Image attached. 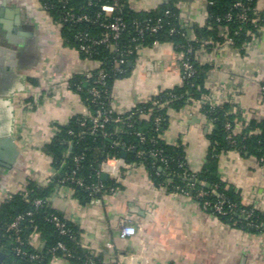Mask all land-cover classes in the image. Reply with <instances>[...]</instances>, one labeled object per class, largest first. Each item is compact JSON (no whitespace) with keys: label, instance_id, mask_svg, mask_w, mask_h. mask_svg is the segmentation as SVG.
I'll return each mask as SVG.
<instances>
[{"label":"crops","instance_id":"0c3cea01","mask_svg":"<svg viewBox=\"0 0 264 264\" xmlns=\"http://www.w3.org/2000/svg\"><path fill=\"white\" fill-rule=\"evenodd\" d=\"M163 2L131 0L129 5L136 12H149ZM180 10L191 34L194 26L205 24L204 0H187L180 3ZM258 12L264 15V0L259 1ZM261 37V44L249 52L225 47L199 58L213 66L205 83L209 92H235L239 132L252 120L264 119V26ZM182 57L171 43L141 51L129 76L113 83L112 110L126 116L158 93L181 87ZM97 66L67 44L62 27L38 0H0V207L29 184L45 186L58 174L44 148L59 126L76 116L89 117L71 83ZM212 131L206 115L186 106L169 111L164 140L171 146L181 144L190 170L198 173ZM101 168L102 176L114 182L109 193L84 203L70 187H57L49 199L51 207L77 229L81 246L101 258V264H264V232L234 228L202 210L195 199L171 192L167 185L157 186L143 165L109 159ZM218 171L238 190L246 207L264 214V165L231 151L219 156ZM125 225L133 226L136 235L123 239ZM31 245L41 248L39 234L31 237ZM49 264L71 263L56 257Z\"/></svg>","mask_w":264,"mask_h":264},{"label":"trees","instance_id":"16d2710c","mask_svg":"<svg viewBox=\"0 0 264 264\" xmlns=\"http://www.w3.org/2000/svg\"><path fill=\"white\" fill-rule=\"evenodd\" d=\"M38 1L53 21L62 24V36L68 45L78 50L84 44L79 41L80 35L88 34L92 39L87 43L91 46V58L102 63L108 75L107 87L103 89L100 99L95 101L90 94L91 85H84L85 77H75L71 83L72 89L88 107L90 115H94L101 107L99 103L104 105V109H112L113 83L129 76L132 70L130 64L137 57L138 46L148 48L155 44L171 43L175 50L182 53L181 65L188 62L192 65L194 74L191 78L184 79L181 87L158 93L149 103L140 105L126 116H118L114 112L113 118L116 122L107 124L104 130L92 133L90 119H86L87 124L83 126L85 119L78 116L66 125L59 126L44 152L52 159V165L60 171V175L51 178L45 186L29 184L24 192L11 196L0 207V254H4L0 264H49L56 257H64L71 264H101V258H96L90 250L81 246L77 229L51 207L49 199L57 187L64 185L72 187L75 196L84 203L109 193L114 188V182L103 179L102 173L98 175L102 164L109 159H124L130 165H143L157 186L167 185L169 191L187 195L200 206L210 202L212 206L207 212L234 228L252 234L264 232V214L259 211H253L252 216L242 214L251 212L252 209L242 203L238 190L224 182L218 171L219 156L231 151L254 158L264 165V119L252 120L241 132L229 138L230 132L226 126H236L238 120L236 114H230L232 106L226 104L214 110L208 105L203 106L200 112L213 124V131L209 135L210 148L205 164L198 173L190 170L181 144L171 146L159 138L168 127L169 111H180L210 94L205 83L213 66L202 64L196 54L201 50L202 53H212L217 50L218 45L225 43L219 30L222 28L226 31L234 41L232 48L242 53L246 52L243 47L250 39L249 33L260 30L261 36L264 15L258 12L260 0H208L212 4L206 8V25L194 26L191 36L180 10V3L187 0H164L149 12L132 10L128 0ZM237 2H242L243 8H235ZM104 5H116L117 10L113 16H104L101 9ZM69 10L77 17L87 16L88 21L76 24L66 22ZM243 10L248 15V22L239 20ZM229 16L231 20L227 21ZM117 18L121 19L123 31L115 42L117 52H113L107 46L95 42L108 32L106 27L112 25ZM253 21L256 23L253 24ZM155 27H158L157 32H152L151 29ZM190 49L192 53H189ZM129 51H133V54L121 56L122 52ZM80 55L87 59L84 54ZM122 59L125 64L119 71L116 64ZM181 73L183 77L182 69ZM261 88L264 100V84ZM155 102L168 104L159 108L154 105ZM143 116L148 118L144 119ZM157 119L160 120L159 124ZM73 176L82 182L81 186L67 180ZM96 184H101L103 190L100 194L91 195L88 187ZM200 191L207 192L208 196L197 198ZM36 200H43L44 204L38 208L34 204ZM219 202L226 213L224 215H218L212 208ZM52 215L67 221L74 238L60 234L51 221ZM19 216L24 217L19 233L8 231V227ZM34 234L40 235L43 248L35 249L31 245ZM17 238L21 239L22 244L17 243ZM60 243L66 246L71 255L69 258L58 249ZM16 248H20L21 252H17Z\"/></svg>","mask_w":264,"mask_h":264},{"label":"built area","instance_id":"2783aa9c","mask_svg":"<svg viewBox=\"0 0 264 264\" xmlns=\"http://www.w3.org/2000/svg\"><path fill=\"white\" fill-rule=\"evenodd\" d=\"M114 1L117 2V0H114ZM130 1L131 0H128L129 3H130ZM209 4H212V3H209L208 0H204L205 8H207ZM235 8H243L242 2H237L235 4ZM43 9L45 10V12H47L45 8H43ZM101 9H102V13L104 14L105 17H111L116 12L117 7H116V5H104V6H102ZM182 18H183V16H182ZM205 18H206V20H205V24L203 26L206 25V22L208 19L207 12H206ZM230 20H231V16L228 17L227 21H230ZM239 20H241L242 22H248L249 21L248 15H247L245 10H243L241 12V14L239 15ZM65 21L69 22V23H73V24L75 23L76 24V23H79L82 21H88V17L87 16L77 17L73 13L72 10H69L67 12V18ZM255 23H256V21H253V24H255ZM56 24H58L60 28L62 27V24L57 23V22H56ZM106 28H107L108 32L105 33L99 41L95 42V44H99V45L103 44V45L107 46V48L110 49L111 51L117 52L115 42L120 38L121 33L123 31L121 19L117 18L112 25L107 26ZM157 30H158V27L151 29L152 32H157ZM219 31H220L221 37H224L225 43L223 45H218L216 49L221 50V49H224L225 47H232L234 44V41L229 36V34L226 31H224L222 28ZM142 32L143 31H141V33ZM249 37H250V39H248L244 43V47H243L246 52H249L252 48L259 46L262 42V38L260 36V30H258L257 32L249 33ZM79 41L84 42V44H82L80 46V48L78 49V52L80 54H84L86 56L87 60H92V58H91V46L87 45V43L92 41L91 37L88 34L80 35ZM144 49H145L144 47L138 46L136 48L137 55H139L141 53V51H143ZM202 52L203 51L201 50L200 52H198L196 54L197 59L200 58V55L202 54ZM189 53H192L191 49L189 50ZM127 54L132 55L133 51H129L127 53L122 52L121 56H125ZM97 64H98V66H97L96 71H94L92 73H87L84 76L88 86L91 85L90 94H91L93 100H95V101L100 99L103 89H105L107 87V76H108L106 71L103 69L102 63L97 62ZM124 64H125L124 59L120 60L116 64L119 71H121L120 67ZM181 69L184 71V75L182 77L183 80L187 79V78H191L194 74L193 67L188 62H183V64L181 65ZM262 91H263V88H262ZM234 93L235 92H233V91L231 93H230V91H228V93L227 92H218V93H215V92L211 93L210 92V94L208 96H205L200 101L194 102L193 105H190V106L194 107L195 110L200 111V109L205 105H208L210 107V109L214 110V109L219 108L223 105L229 104V105L233 106V108H234V110L231 111L230 114L235 115L236 112L239 111V108L235 107L236 104H235L234 100L237 98V96ZM99 104L101 107L95 112V114L89 115V117H87V118L85 117L84 118L85 120L82 123V125L85 126L87 124L86 119H90V121H91L90 129H91L92 133H96L98 131L104 130L106 128L107 124H109L111 122H116L115 119L113 118L114 111L112 109L111 110L104 109V105L102 103H99ZM167 104H168V102H165V103L155 102L154 103V105L159 107V108H164L165 106H167ZM156 122H157V124H159L160 120L157 119ZM226 128L230 132L229 138H233L242 129L241 127H238L237 125L234 126L233 124H227ZM159 138L164 140V134L160 135ZM142 140H144V138H142ZM152 155L156 156L154 153H152ZM107 161H109V160H107ZM101 173H102V168H101V171L98 173V175H100ZM67 180L70 182H73L74 184H77L80 186L82 185V182L80 180L77 181L74 178V176L71 178H67ZM62 187H68V186L64 185ZM71 189L73 190L72 187H71ZM88 190L91 191V195H97V194H100L102 192L103 186L101 184H96V185H93L91 187H88ZM205 196H208V193L200 191L197 195V198H202ZM34 204L36 207L39 208L41 205L44 204V202H43V200H36L34 202ZM211 206L212 205L210 202H205L201 206V208H202V210L207 212ZM212 208H213L214 212L217 213L218 215L226 214L223 210L221 202L215 204ZM242 214H247V216H252L253 211L242 212ZM28 215H31V214L29 213ZM23 220H24L23 216L17 217L14 220V222L8 227V231L19 233V226H20L21 222H23ZM51 221L55 224L57 230L60 232L61 235H71L74 238L73 232L69 228L67 221H65L62 218L55 216V215L51 216ZM136 233H137L136 229L133 226L125 225L122 228L121 237L123 239H127L129 237L135 236ZM17 243L22 244L20 238H17ZM43 247H44V244L41 246V248H43ZM58 249H60L66 257L69 258L71 256L64 244L60 243L58 246ZM16 250L19 253L21 252L20 248H16ZM116 264H123V263L120 261V262H117Z\"/></svg>","mask_w":264,"mask_h":264},{"label":"water","instance_id":"95a60500","mask_svg":"<svg viewBox=\"0 0 264 264\" xmlns=\"http://www.w3.org/2000/svg\"><path fill=\"white\" fill-rule=\"evenodd\" d=\"M4 24H6V26H5V30H7L8 32H11V28L8 26V24L7 23H5L4 22ZM189 35L191 36V31L189 30ZM130 65H132V64H130ZM7 143H10L11 144V147H13V149H15V146L13 145V143H12V140H7ZM60 175V171L58 172V174L56 175V177H58ZM103 179H106V175L105 174H103ZM3 258H4V254L3 253H1L0 254V262L3 260Z\"/></svg>","mask_w":264,"mask_h":264}]
</instances>
